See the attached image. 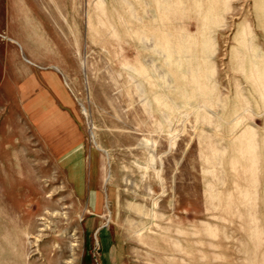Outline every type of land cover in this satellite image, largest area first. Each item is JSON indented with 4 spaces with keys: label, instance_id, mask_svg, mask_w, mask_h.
Segmentation results:
<instances>
[{
    "label": "rangeland",
    "instance_id": "rangeland-1",
    "mask_svg": "<svg viewBox=\"0 0 264 264\" xmlns=\"http://www.w3.org/2000/svg\"><path fill=\"white\" fill-rule=\"evenodd\" d=\"M259 71L264 0H0V264H264Z\"/></svg>",
    "mask_w": 264,
    "mask_h": 264
},
{
    "label": "bare ground",
    "instance_id": "bare-ground-1",
    "mask_svg": "<svg viewBox=\"0 0 264 264\" xmlns=\"http://www.w3.org/2000/svg\"><path fill=\"white\" fill-rule=\"evenodd\" d=\"M134 33H135V36L139 39L141 33L139 31H135ZM163 48H164V46H163ZM131 67H132V70H134L138 74L139 77L145 78L146 70L142 64H140L139 66H131ZM254 73L255 72H253V74H252L253 79L255 81L257 80L261 83V80L264 77V72L259 71L257 73L258 75L254 74ZM54 77L57 79L56 76H54ZM25 107H26L28 113L31 114L34 123L37 124L38 127L42 128L46 131H51L52 129H55L58 126H61L62 124L67 123V118L61 113V111L57 107H55V104L53 103V101L48 99L44 93H39V95H37V96L30 97L26 101ZM245 132H247V131H245ZM247 134H250L251 135L250 137H252V138L255 136V134L253 132L252 133L248 132ZM81 182L82 181L80 179L76 180L77 186H81L82 185ZM80 189H81V187H80ZM80 192H81V190H80ZM57 214H59L58 211L48 210L46 212L45 217H49V215L55 216ZM45 227L49 228L50 224L46 223ZM72 236H75V233ZM76 246H77V244L75 242L70 243L69 248H70V251L72 252V254H73ZM56 264H59V262H57Z\"/></svg>",
    "mask_w": 264,
    "mask_h": 264
}]
</instances>
